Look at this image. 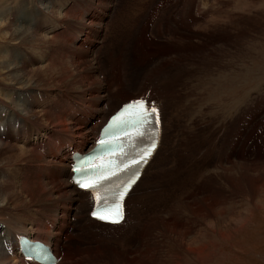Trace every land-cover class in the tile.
I'll use <instances>...</instances> for the list:
<instances>
[{"label": "bare ground", "instance_id": "1", "mask_svg": "<svg viewBox=\"0 0 264 264\" xmlns=\"http://www.w3.org/2000/svg\"><path fill=\"white\" fill-rule=\"evenodd\" d=\"M112 1L113 0H108L106 2L111 3ZM215 1L218 2L217 5L222 3L220 0ZM60 2L50 1L49 6H47L48 9L46 10L48 14L45 12L57 22L56 27H48V16L43 15L42 8H39L36 14L28 13L29 11H25L23 14L21 11L19 12L25 17L29 14H33L35 22L34 27L21 29L20 26L14 27L15 22L8 21L3 27H1L2 24H0V31L2 28H6L10 39H14L13 41H16V43H32L31 45L39 49V55L47 57V55L50 54L47 61H44L45 64L40 66L35 64L38 58L36 55L33 56L34 58L32 57V53L29 51L30 48L22 47L12 49L17 50L22 61L17 60L11 68H7V66H11V64L8 65L7 63L6 66L1 64L4 68H7L5 73L9 76V81L0 82V106L3 105L7 108L6 112L0 114V175H5V179L3 178L4 181L0 180V200L2 201V204H0V212H6L10 217L4 220L2 216H0V222L4 225L5 229V233H2L4 240H0V264L13 263L10 262V258L8 257L10 253L12 255L14 254L13 256H15L17 264H28L25 263L21 253L18 252L16 241L20 233H24V235L30 239L41 242L53 255L59 253L60 249L58 250V248L60 247L62 249V255L60 260L55 264H69L67 260L72 257L70 254L74 255L73 264H76L81 258L82 260L83 258L85 259L87 256L95 258L94 261L96 262L90 264H117L121 261L122 264H138V256L142 257L143 255V253H139L142 252V248L147 247L151 249L153 247V250H156L158 243L156 240L158 236H153V243L152 241L150 242L148 236L142 235V237H137L136 240L133 238L135 240L133 243L126 244L124 238L125 234L131 237L132 235L134 236V234L141 235L148 231L146 228L149 226L150 229H159L160 225L164 230V235L172 233L168 238L173 240L174 244H176L178 243V237L184 233V231L179 230L177 227L178 224H176V219H182V215H178V218H176L177 216L175 218L167 216L166 219V217L157 213L155 210V212L150 214L152 219L149 218V221H147V213L145 215L143 214V217L142 214H139L140 206L138 203L141 202V200H136L137 204H130L132 200H135L133 199L134 197H137V195L144 197L143 194L145 190L152 187L151 185L154 181L150 177L151 173L154 179L155 177L157 179L156 169L154 170L153 167H160L162 158L157 159L156 156L159 150L166 145L164 143L166 140L165 134L168 133L167 139H169L167 142L170 144L173 142L171 138V134L173 133L172 129L175 125L177 126L179 121L176 106L178 109L181 108L179 107V103H174V100L176 101L181 98L179 90L181 85L178 88V84L179 79L181 84L183 83L180 76L182 72L178 71L179 68L176 69V64L170 65L169 67L166 66L167 52L164 53V49L163 51L158 50V43L156 40L154 41L153 37L147 38V41L143 39V42L146 43L142 46L141 51L143 54L141 53L140 55L141 58L145 60L141 61H137L138 59L136 60L133 57L136 52V45L139 43L138 40L131 45L129 44L131 42L125 39L122 46L124 51L121 53L114 50V48L108 44L104 47L96 46L95 42L99 40L98 37L101 34L102 38H99L102 39V41L106 39L104 32L99 30L105 21L102 20L104 17L101 15L107 16L108 18L107 11L109 4L106 2L102 0H65L64 2ZM190 2L192 4L183 16V18L190 20V22H184L186 24L185 29H183L184 27L182 28L181 23L183 22L179 19L177 20V16L172 13L168 12V15L164 17L162 21L163 26H166L165 31L167 33L169 30H174L173 32L176 34L177 31H175L174 28L178 27L177 24H181L179 27L181 28V32L179 36L175 38L182 43L178 44V47L177 44L171 45L170 50L172 51H169L170 56H168L169 60H174L171 62L181 60L178 56L173 54L175 50L180 51V57H183L181 60L183 63L186 60L192 59L191 56L194 55L190 53H201L208 43H213V38L208 37V35L213 32L215 26L210 24H205L204 26L203 23L201 30H191L193 22L199 19V17L197 19L195 18V15H200V11L196 10L195 7H199L200 4L196 6L195 0H190ZM226 2H228V0H226ZM160 3L161 7L165 9L169 6L168 0H162ZM58 5H64L61 11L63 15L55 14V8ZM82 7L84 8L82 9ZM85 10L87 11L83 14ZM101 10H103V13ZM195 10L197 12H195ZM207 10L209 11L210 9L208 8ZM207 10L204 11L205 15L207 14ZM89 11L98 12V19L96 21H93L89 17ZM152 11L153 13L150 12L151 19L147 15H145L147 17L144 18L145 16L142 15L144 14V10L137 14L134 13L136 14L135 16H137V29L146 30L149 28L148 23H153L155 20L159 19L158 16L157 18H153V15L157 13L158 10L154 9ZM183 11H180L181 15ZM12 12H10V14H12ZM99 12L102 14H99ZM14 13L17 15L18 11H14ZM38 25H43V27ZM158 25H160V23H158ZM159 27H156L157 36L162 37ZM40 28H48L50 35L40 34ZM93 28L94 34L92 33ZM143 30H141V33ZM182 35H186V37L181 38L180 36ZM79 36L81 37L78 38ZM142 36L141 34L139 37L141 38ZM134 37L136 38V36L133 35L132 39ZM215 37L216 36H214V38ZM192 39L194 41L190 43L189 40ZM217 39L219 38H216V40ZM86 40L90 42L89 45ZM56 42L58 43L57 45ZM74 42L77 45H74ZM92 48L95 49L90 50ZM12 50H6L8 53L5 54L8 55V57L11 56V59H13L14 56ZM146 53L149 54L151 58L145 56ZM54 57L62 60L54 61ZM1 62L4 61L1 60ZM49 68H54L58 75H60L58 79L55 75L56 83H59V85L57 84L58 86L54 82L50 83L48 79L49 75H47L48 73L46 72ZM45 72L46 77L43 74ZM55 77L51 74L53 80ZM109 81H111L112 84H109ZM21 91L26 92L18 93ZM258 91L255 93L253 91L243 94L242 97H228L226 100L222 97L215 103L216 105L221 103L218 107L222 108L221 110L224 115L222 118L229 119L228 121L231 122L235 117L234 126L244 114L243 121L245 122L243 125L239 123L234 130L230 125L226 128V138H230V140H228V143L224 140V148H221L222 151L226 148V153L219 158L218 162L220 165H218V167L220 168L218 173L217 171L214 172L215 174L209 173L207 176L208 181L215 180L217 176H219L220 179H222V177L227 179V175H229L227 172H240L242 178H244L245 175L249 176L250 172L255 171L257 174L252 178L249 177L248 185L255 190L258 183L264 184V152L261 151L263 152L262 154L260 152L252 154L247 153L248 143L245 142V133L247 132L245 131V125H250L252 120V118L246 117L248 113L251 112V116L253 119L255 118L256 123L259 124L260 131L258 136L264 132V117L260 116L259 113L261 112V114H263L264 112V88ZM141 93L147 96L149 100L155 101L161 109L162 129L164 132L162 136L163 145H160L154 156L144 167L140 178L133 185L128 196L125 198L126 219L120 224L101 223L92 219L88 212L87 214L84 213L86 210H89L90 202L86 198L85 193L76 189L69 179L70 171L68 170L67 163L68 149L75 148L79 151L85 150L94 138V130L96 132L99 129L104 123L107 115L112 112L120 102L130 97L140 96ZM172 93H174V95ZM250 94H253V96L246 100L248 98L246 95ZM16 95L21 96V102L18 103V96ZM38 95L41 96L40 99L36 97ZM50 97H52V102L55 103V106L58 107L57 111L53 109L51 105L52 102L48 103L49 101H47V99ZM259 104H262V106H259ZM36 116L43 117L47 120V122H44L45 125H41L43 121ZM245 118L246 120H244ZM58 128L61 130L60 132ZM237 129L239 132H237ZM86 135L88 136L86 137ZM89 136H91V139H89ZM262 137L264 138V135H262ZM16 138L22 140L23 147L21 146L18 148L14 145L13 141ZM260 146V143L259 146H256L258 150ZM232 182L229 181V184L232 185ZM220 184L223 185V183ZM233 185H235L234 182ZM189 196L190 195H188V197ZM188 199H184L183 204H185L188 211L191 212L189 213L192 214L193 221L195 216L205 218V216H212L215 213L210 204L207 205L205 210L206 213H199L201 208L196 207L197 205L193 207V202ZM29 204H32L31 209H28ZM15 207H19V209H15ZM10 210H13V212L15 211V215H13V212V214H11ZM167 215L169 214L167 213ZM139 216H141V220L137 221V217ZM128 219H131L133 222L131 221L128 223ZM25 221L28 222V226L25 225ZM0 227V229H3V226ZM119 227H122L123 231L117 232L119 236L116 237L114 235L116 233L111 230L118 229ZM124 229L128 232H124ZM92 247L94 250L93 253H86L87 250H92ZM187 248L193 250L191 252L196 253L200 247L195 246V248H192V246H188ZM131 254H133L134 257L131 256ZM30 264L38 263L30 262Z\"/></svg>", "mask_w": 264, "mask_h": 264}, {"label": "rangeland", "instance_id": "2", "mask_svg": "<svg viewBox=\"0 0 264 264\" xmlns=\"http://www.w3.org/2000/svg\"><path fill=\"white\" fill-rule=\"evenodd\" d=\"M50 1L64 2L65 0H0L1 27H3L7 21L15 22L14 27L20 26L21 29L34 27V15L29 14L25 17L19 12L21 11L23 14V12L25 13V11H29L28 13L36 14V12L39 11V8H42L43 15L46 16L48 14L46 12L48 9L47 6H49ZM102 1L106 2L108 0ZM161 1L162 0H113L111 3L106 2L109 4L107 11L108 18L107 16L101 15L104 17L102 20L105 21L99 29L101 32H104L106 39L102 41V39H100L102 38L101 34L99 36L100 38L98 37L99 40L97 39L98 41L95 42L96 46L104 47L108 44L113 47L114 50L121 53L124 51L122 46L125 39L130 41L131 43L129 44L131 45L138 40L139 43L136 45V52L133 57L136 60L138 59L137 61H141L145 60L141 58L140 55L142 53L141 48L146 43L143 41L145 39L147 41V38L149 39V37H153L154 41L156 40L158 43V50L163 51L164 49L163 52H167L166 66L169 67L170 65L176 64V69L179 68L178 71L182 72L180 76L183 83L181 84L179 79L178 84V88L181 85L179 88L181 98L176 101L174 100V103H179V107L181 108L178 109L176 106L179 121L177 126L175 125L172 129L173 133L171 134V138L173 142L172 144L168 143V133L165 134L166 142L164 141V143L166 145L161 148L156 156L157 159L162 158L160 167H153L154 170L156 169L157 179L156 177L154 179V176L151 173L150 177L154 181L151 185L152 187L145 190V193L143 194L144 197L138 195L137 197H134L133 199L135 200H132L130 204H137L136 200H141V202L138 203L140 206L139 214H142L143 217V214L145 215L147 213V221H149V218L152 219L150 214L155 212V210L157 213L166 217V219L167 216L170 218H175L177 216L176 218H178V215H182V219H176V224H178L177 227L179 230L184 231V233L178 237V243L175 242L176 244H174V241L168 238L172 233L164 235V230L160 225L159 229L161 230L158 228L150 229L149 226L146 228L148 231L144 234H134L132 237L125 234V243H133L137 237H142V235L148 236L150 242L152 241L153 243V236H158L156 240L158 242L156 250H153V247L151 249H148L147 247L142 248V252L139 253H143V255L142 257L138 256V264H264V184L258 183L255 190L248 185L249 177L252 178L256 176L257 173L255 171H248L250 172V175H245V177L242 178L240 172L237 173L236 171H233L227 172V174H229L227 175L228 178L226 177L227 179H224L223 177L220 179L219 176H217L215 180H207L209 173L215 174L214 172L216 171L218 173L220 168L218 167V165H220L218 162L219 158L226 153V148L224 151L221 150V148H224V140H226L227 143L228 140H230V138H226V128L230 125L234 130L239 123L240 125H243L245 122L243 121L244 114L234 126L235 117L231 122L228 121L229 119L222 118V116L224 117L221 110L222 108L218 107L221 103H219V105H216L215 103L222 97H224L225 100L232 96L242 97L243 94L251 93L253 91L255 93L264 88V0H228V2H226V0H220L222 3L219 5H217L218 2L215 0H195L196 6H199L200 4L199 7H195L196 10L200 11V15L198 14L195 15L196 17L194 16L196 19L199 17V19L193 22L191 30H201L203 23L204 26L205 24L215 26L213 32L208 35V37L213 38V43H208L201 53H190L191 55H194L191 56L193 60L189 59L183 63L181 61L183 57H180V51L175 50L173 51V54L178 56L181 60L171 62L174 60H169L168 56H170L169 51H172L170 50L171 45L177 44L178 47V44L182 43L175 37L179 36L181 32V28H179L180 25L182 24V28L184 27L183 29H185L186 24L184 22H190V20L183 18V16L192 3L190 0H168L169 6L165 9L164 7H161ZM64 5H58L55 8V14H62L61 11ZM83 8L84 7H82V9ZM208 8L210 9L209 11L207 10ZM154 9H157L158 12L153 15V18H157L158 16L159 19L155 20L153 23H148L149 28L146 30L137 29V16L135 15L144 10V14L142 15L150 17V14L153 13L152 10ZM196 10L195 12H197ZM205 10H207L206 15L204 14ZM14 11H18L19 14L17 13L16 15ZM86 11L87 10H85L83 14H85ZM101 11L103 13V10ZM180 11H183L182 15ZM10 12H12V14H10ZM168 12L177 16V20L179 19L183 22L177 24L178 27L174 28L175 31L178 32H176V34L173 32L174 30H169L167 33L165 31L166 26H163L162 21L164 20V17L168 15ZM97 13L98 12L96 11L90 12L89 17L93 21H96L98 19ZM102 13L99 12V14ZM48 21V27L51 28L57 26V22L53 20L52 17L48 16ZM158 23H160V25H158ZM38 26L43 27V25ZM156 27L161 29L160 34L162 37L157 36ZM94 28L92 30L93 34ZM141 30H143L142 33ZM39 32L42 35L50 33L48 28H40ZM141 34L143 36L140 38L139 36ZM133 35L136 36V38L134 37L132 39ZM214 36L216 37L214 38ZM180 37L185 38L186 35ZM216 38L219 39L216 40ZM13 40L14 39H10L7 29L2 28L0 31V66H2L1 64L6 66L8 63V65L11 64V66H7V68H11L17 60H21V56L18 55L17 50L12 49L22 47L30 48L29 51L32 53V57L34 55L37 56L38 59L35 64L40 66L45 64L44 61H47L50 54H48L47 57H44L43 55L41 56L38 54L39 49H37L36 46L31 45L32 43L23 44L19 42L18 44ZM193 41V39L189 40L190 43ZM86 42L88 45L90 44L89 41L86 40ZM57 44L58 43L56 42V45ZM74 45L77 44L74 42ZM9 49L14 52L13 59H11V56L8 57V55H5L8 53L6 50L8 51ZM93 49L95 48L90 50ZM145 56L151 58L147 53ZM1 60L4 62H1ZM53 60L56 61L62 59L54 57ZM3 66L0 67V82L9 81V76L5 73L7 68H4ZM46 72L48 73L47 75H49L48 79L50 83H56L55 75L57 76V79L58 77L60 78V75H58L54 68H49ZM46 72L43 73L45 77ZM51 74L55 77L54 80L51 78ZM57 84L59 85V83H56V85ZM109 84H112V82L109 81ZM25 92L26 91H21L18 93ZM172 94L174 95V93ZM253 94L246 95L248 96L246 100L250 99ZM16 96H18V103L21 102V96ZM36 97H39L38 99L41 98L40 95ZM52 100V97L47 99V101H49L48 103H51ZM51 105L55 111L58 110V107L55 106L54 102H52ZM259 106H262V104H259ZM6 111L7 108L5 106H0V114H3ZM250 113L246 115V117L252 118L250 125H245V131H247L245 133V142L248 143L247 153L252 154L260 152L262 154L264 152V138L262 137L264 132L258 136L260 131L259 124L256 123L255 118L253 119ZM259 113L260 116L264 117V112L263 114H261V112ZM29 115L34 116L32 114ZM36 117L43 121L41 125H45L44 122H47L43 117ZM244 120H246V118ZM58 131L60 132L61 130L58 128ZM237 132H239L238 129ZM87 136L88 135H86V137ZM90 137L91 136H89V139H91ZM15 140L13 143L16 147H23L22 140L19 138H16ZM259 143L261 146L258 150V147L256 146H259ZM254 149L255 151L257 149V151L255 152ZM3 178L5 179V175H0V180L4 181ZM229 181H233L235 185H233V182L232 185H230ZM220 183H223V185ZM188 195L190 196L188 197ZM186 198H189L193 202V207L197 205L196 207L201 208L199 213H206L205 210L208 204L213 207L215 213L212 216H205V218L195 216L193 221V216L190 214L191 212L188 211L186 205L183 204V200ZM257 199L259 203L257 202ZM0 204H2L1 200ZM29 205L28 209H31L32 204ZM15 209H19V207H15ZM12 212L13 210H10L11 214L15 211ZM84 213L86 214V212ZM167 213L169 215H167ZM13 215H15V213ZM0 216H2L4 220L10 217L9 214L2 211L0 212ZM42 216L41 218L43 219ZM140 217L141 216L137 217L138 219H135L140 221ZM131 221V219H128V223ZM25 222V225L28 226V222ZM0 226H3V229H0V240L3 241L4 236L2 233H5V229L1 222ZM111 231L116 233L114 235L118 237L119 235L117 232H122L123 229L122 227H119L118 229H112ZM124 232L128 231L124 229ZM188 246H192V248H195V246L200 248L194 253L191 252L193 250L187 248ZM59 249L61 248L59 247L58 250ZM93 251L92 247V250H87L86 253H93ZM13 255L11 253L10 255L8 254V257L10 258L9 260L10 262H13L12 264H17L15 256ZM70 255L72 257L70 259L68 258L67 262L73 264L74 255ZM131 256L134 257L133 254H131ZM94 259V257L87 256L85 259L83 258V260L82 258L79 259L76 264L94 263L96 262ZM121 262H118L117 264H122Z\"/></svg>", "mask_w": 264, "mask_h": 264}, {"label": "snow or ice", "instance_id": "3", "mask_svg": "<svg viewBox=\"0 0 264 264\" xmlns=\"http://www.w3.org/2000/svg\"><path fill=\"white\" fill-rule=\"evenodd\" d=\"M121 111L126 112L127 115L126 118L117 121V124L122 128L127 126L131 129L130 132L125 131L131 151L120 153L122 157H126V160L121 161L123 167L117 165L113 169L112 165L116 162L110 160L107 167L102 166V170L89 169L84 163L73 168V182L92 196L93 207L90 215L112 224H120L126 219L125 198L140 178L142 166L147 164L158 150L162 125L159 105L149 100L147 96L133 99L123 105ZM99 143L103 146L110 141L101 140ZM121 173L130 174L129 179L113 184L111 188L107 187ZM100 190L103 194H100ZM33 251L36 255H40L42 249H33Z\"/></svg>", "mask_w": 264, "mask_h": 264}]
</instances>
